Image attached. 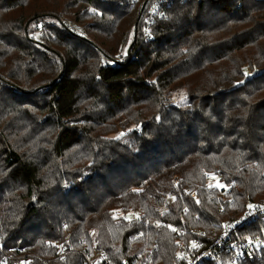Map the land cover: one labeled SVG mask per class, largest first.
Here are the masks:
<instances>
[{"label": "trees", "instance_id": "16d2710c", "mask_svg": "<svg viewBox=\"0 0 264 264\" xmlns=\"http://www.w3.org/2000/svg\"><path fill=\"white\" fill-rule=\"evenodd\" d=\"M152 1L0 0V264H80L56 243L90 230L172 264L170 225L207 244L264 199V0H173L144 34Z\"/></svg>", "mask_w": 264, "mask_h": 264}, {"label": "built area", "instance_id": "2783aa9c", "mask_svg": "<svg viewBox=\"0 0 264 264\" xmlns=\"http://www.w3.org/2000/svg\"><path fill=\"white\" fill-rule=\"evenodd\" d=\"M136 0H131L133 5ZM173 0H154L147 9L144 16L143 33L147 34L150 26L153 23V17L159 12L163 4H169ZM183 1V0H180ZM138 7H144L145 2L139 1ZM60 23L70 32L78 34L80 36L86 35L85 28L74 21L62 18ZM41 29H38L34 36L36 38L41 35ZM125 54H120L117 64H121L125 60ZM133 56V55H132ZM100 61L103 66L110 64L103 55L100 56ZM257 71L254 69L252 72ZM178 176L174 177V182L177 183ZM166 201L164 202V204ZM165 206L160 208V214L164 213ZM187 209H183L186 212ZM117 216L122 217L125 220L136 218L138 215L134 211L121 213L116 211ZM257 220L264 221V199L258 204L250 206L247 210L243 211L239 216L224 221L219 225L218 231L209 237L207 244L203 242L200 237L191 239H185L187 231L181 224L170 225L171 231H173L176 243L177 254L172 264H203L205 261H211L213 264H238L241 261L253 260L259 256V251L264 248V230L260 233H254L245 235L244 237L239 235V230L244 226H247ZM141 231H137L133 237L142 236ZM57 257L65 256L66 254L74 253L80 257V264H155L152 250L156 248V244L152 246L147 257L143 258H125L119 261L113 259L111 254L106 248L101 247L97 242L94 231L90 230L87 237L77 239L75 241L70 240L69 233H66L64 238L56 243ZM18 254L17 257L27 259L35 254L23 251V248H16ZM0 253L4 257H11L4 251V245L0 241Z\"/></svg>", "mask_w": 264, "mask_h": 264}, {"label": "rangeland", "instance_id": "374dc122", "mask_svg": "<svg viewBox=\"0 0 264 264\" xmlns=\"http://www.w3.org/2000/svg\"><path fill=\"white\" fill-rule=\"evenodd\" d=\"M125 52V49H123L122 51H121V53H124ZM178 179H179V177H178ZM213 179V176H209V178H208V180H209V182L211 181ZM223 193H221L220 195H221V197L223 196L222 195ZM221 206H219V208H220ZM134 212H135V210H133Z\"/></svg>", "mask_w": 264, "mask_h": 264}]
</instances>
